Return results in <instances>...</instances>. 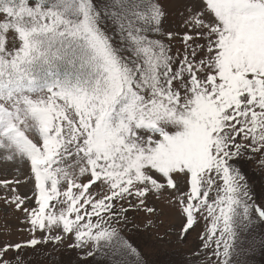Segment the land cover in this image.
Wrapping results in <instances>:
<instances>
[{"label": "snow or ice", "instance_id": "6c2138e0", "mask_svg": "<svg viewBox=\"0 0 264 264\" xmlns=\"http://www.w3.org/2000/svg\"><path fill=\"white\" fill-rule=\"evenodd\" d=\"M251 164L264 176V0H0V199L30 237L0 264L68 237L78 264H148L125 233L158 230L153 197L180 243L204 222L175 264H249Z\"/></svg>", "mask_w": 264, "mask_h": 264}, {"label": "rangeland", "instance_id": "374dc122", "mask_svg": "<svg viewBox=\"0 0 264 264\" xmlns=\"http://www.w3.org/2000/svg\"><path fill=\"white\" fill-rule=\"evenodd\" d=\"M170 5V10H171ZM178 23V17L170 16V20L166 22V27H175ZM175 46H179V42H174ZM175 50V48H174ZM25 173L27 169H24ZM245 171L250 177V186L253 189V195L257 200L264 198V176L260 174V171L256 168L255 164L246 165ZM15 172L10 165H0V179H12L15 176ZM32 184L20 185L18 191L24 195H31ZM5 195V190L0 188V197ZM167 195V193H164ZM34 203V202H29ZM150 203H155L158 208L163 209V214L157 217V223L159 224L158 230L154 231L153 235H148L144 231H132L125 234L130 240L139 247V250L143 254L144 258L148 261V264H175L182 254H187L190 250L194 249L199 244V233L204 229V222L201 220L197 226L191 230L187 239L182 243L177 241L176 232L181 225V217L178 212L168 207L163 201H155L154 197L150 198ZM136 217V222L141 223L144 221V213H130ZM23 220V214L15 210L14 206H6L3 199H0V245L5 242H19L30 238L29 234L21 232V221ZM262 229L257 228L255 235L257 241L260 239V233ZM164 236L163 240L156 239L155 236ZM37 235H41L37 233ZM72 242L71 237L66 238L64 244L56 246L52 243L48 245H40L37 248V253H43L34 260V264H58L62 259H77L79 258L78 252L67 251V244ZM9 257L13 254L10 252ZM51 259H48V256ZM249 264H264V251L257 247L254 253L251 254Z\"/></svg>", "mask_w": 264, "mask_h": 264}, {"label": "trees", "instance_id": "16d2710c", "mask_svg": "<svg viewBox=\"0 0 264 264\" xmlns=\"http://www.w3.org/2000/svg\"><path fill=\"white\" fill-rule=\"evenodd\" d=\"M67 251H70V250L67 249ZM78 261H79V258H77V259H69V258L65 259L64 258V259L60 260L58 262V264H78ZM88 264H94V262L90 259L88 261Z\"/></svg>", "mask_w": 264, "mask_h": 264}]
</instances>
